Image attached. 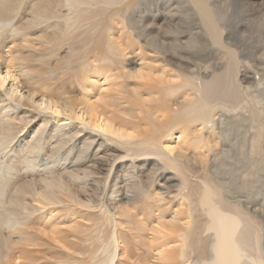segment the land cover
<instances>
[{"label":"bare ground","instance_id":"obj_1","mask_svg":"<svg viewBox=\"0 0 264 264\" xmlns=\"http://www.w3.org/2000/svg\"><path fill=\"white\" fill-rule=\"evenodd\" d=\"M257 1L0 0V264H264Z\"/></svg>","mask_w":264,"mask_h":264},{"label":"rangeland","instance_id":"obj_2","mask_svg":"<svg viewBox=\"0 0 264 264\" xmlns=\"http://www.w3.org/2000/svg\"><path fill=\"white\" fill-rule=\"evenodd\" d=\"M253 3V2H252ZM255 4H260L261 5V7L263 8V11H264V0H258L257 2H254ZM264 80L262 81V85H259V87H263L264 86ZM262 89H264V87L262 88Z\"/></svg>","mask_w":264,"mask_h":264}]
</instances>
